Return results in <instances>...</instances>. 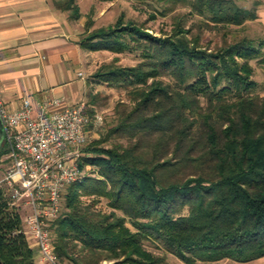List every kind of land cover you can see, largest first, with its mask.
I'll list each match as a JSON object with an SVG mask.
<instances>
[{
	"label": "trees",
	"instance_id": "16d2710c",
	"mask_svg": "<svg viewBox=\"0 0 264 264\" xmlns=\"http://www.w3.org/2000/svg\"><path fill=\"white\" fill-rule=\"evenodd\" d=\"M166 1L188 5L201 21L185 28L179 20L167 38L122 26L80 40L86 49L140 50L141 60L97 71V81L125 90L127 99L116 103V123L103 138L87 145L81 165L95 166L97 175L69 187L52 224L62 261L160 264L145 240L188 264L264 257V84L251 64L261 50L253 38L225 31L257 19L260 2ZM52 3L70 19L81 17L77 0ZM215 30L221 42H204ZM99 99L91 93L84 100L93 119ZM5 153L3 145L0 159ZM101 198L111 211L97 208ZM10 207L0 188V260L35 264Z\"/></svg>",
	"mask_w": 264,
	"mask_h": 264
},
{
	"label": "built area",
	"instance_id": "2783aa9c",
	"mask_svg": "<svg viewBox=\"0 0 264 264\" xmlns=\"http://www.w3.org/2000/svg\"><path fill=\"white\" fill-rule=\"evenodd\" d=\"M83 76V72H80ZM9 167L0 179L9 205L23 216L24 233L31 235L47 264H59L53 222L61 215L66 193L86 177L81 165L87 155L93 119L84 101L67 104L62 98H25L11 109L0 100Z\"/></svg>",
	"mask_w": 264,
	"mask_h": 264
},
{
	"label": "rangeland",
	"instance_id": "374dc122",
	"mask_svg": "<svg viewBox=\"0 0 264 264\" xmlns=\"http://www.w3.org/2000/svg\"><path fill=\"white\" fill-rule=\"evenodd\" d=\"M240 6L245 8H253L260 0H235ZM80 7L81 17L77 20L70 19L68 13L63 12L65 20H68L76 37L81 40L88 34L102 28L121 29L122 26H135L142 32H146L149 35L157 38L169 37L177 23L182 21L185 28H188L192 24L201 21L202 17L192 11L191 7L186 4L179 3L172 5L166 0H77ZM174 6V7H173ZM258 19V18H257ZM248 20L241 26L230 25L225 31L229 34L231 39L238 38L240 36H248L253 38L258 47L261 50L260 57L253 59L251 64L254 67V78L259 83V88L264 84L263 74L259 65L264 60V27L257 20ZM223 37L222 31H206L204 34V42L211 40L213 45L221 42ZM260 42H263L260 45ZM140 50H124L121 52H115L107 48L92 50L84 48V71L88 85V92L86 99L89 98V94H98L100 96L99 101L95 106H91L95 109V115L101 116V121L98 124L94 122L90 131V140H101L107 129L113 126L115 122V116L113 109L116 103L120 100L127 99L126 91L117 87L113 83L105 81L99 82L97 71L105 65L113 63L116 66H131L137 64L141 60ZM260 60V61H259ZM9 160L6 155L3 154L0 159V179L4 176L6 170L9 167ZM86 176H96V167L90 164H85L83 167ZM3 190L5 198L8 200V194L3 185H0ZM85 200L88 198L84 197ZM14 212L19 214L23 227L24 212H20L16 208L10 207ZM65 208V203H64ZM63 208V209H64ZM97 208L104 211H111L106 199L101 198L97 204ZM53 230V239H56V231ZM25 240L28 242L29 247L33 249V259L35 264H47L42 259V254L36 245L34 238L24 233ZM145 248L153 252L156 256L162 258L160 264H188L178 256L165 252L164 247L157 241L145 240ZM123 259V258H122ZM114 260H103L100 264H112ZM59 264H73L69 259L62 261L60 259ZM193 264H264V257L251 262H238L232 259H223L216 262L198 261Z\"/></svg>",
	"mask_w": 264,
	"mask_h": 264
},
{
	"label": "crops",
	"instance_id": "0c3cea01",
	"mask_svg": "<svg viewBox=\"0 0 264 264\" xmlns=\"http://www.w3.org/2000/svg\"><path fill=\"white\" fill-rule=\"evenodd\" d=\"M257 20L264 27V0ZM84 59V47L52 0H0V100L9 108L25 98L84 101Z\"/></svg>",
	"mask_w": 264,
	"mask_h": 264
},
{
	"label": "water",
	"instance_id": "95a60500",
	"mask_svg": "<svg viewBox=\"0 0 264 264\" xmlns=\"http://www.w3.org/2000/svg\"><path fill=\"white\" fill-rule=\"evenodd\" d=\"M4 139H5V127L0 113V149L4 145ZM0 264H4V263L0 260Z\"/></svg>",
	"mask_w": 264,
	"mask_h": 264
}]
</instances>
